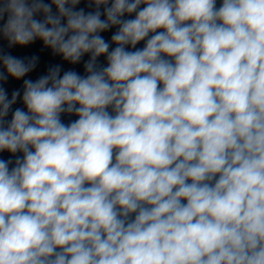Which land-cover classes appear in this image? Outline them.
I'll list each match as a JSON object with an SVG mask.
<instances>
[{"label":"clouds","instance_id":"obj_1","mask_svg":"<svg viewBox=\"0 0 264 264\" xmlns=\"http://www.w3.org/2000/svg\"><path fill=\"white\" fill-rule=\"evenodd\" d=\"M0 264H264V0H0Z\"/></svg>","mask_w":264,"mask_h":264}]
</instances>
